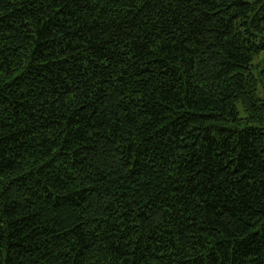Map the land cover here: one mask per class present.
Segmentation results:
<instances>
[{"label": "trees", "instance_id": "trees-1", "mask_svg": "<svg viewBox=\"0 0 264 264\" xmlns=\"http://www.w3.org/2000/svg\"><path fill=\"white\" fill-rule=\"evenodd\" d=\"M0 264H264V0H0Z\"/></svg>", "mask_w": 264, "mask_h": 264}]
</instances>
